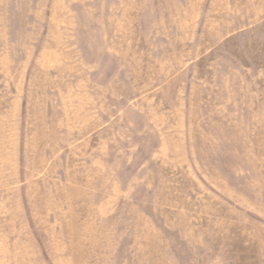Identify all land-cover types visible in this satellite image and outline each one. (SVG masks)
Returning <instances> with one entry per match:
<instances>
[{"label":"rangeland","instance_id":"1","mask_svg":"<svg viewBox=\"0 0 264 264\" xmlns=\"http://www.w3.org/2000/svg\"><path fill=\"white\" fill-rule=\"evenodd\" d=\"M0 264H264V0H0Z\"/></svg>","mask_w":264,"mask_h":264}]
</instances>
